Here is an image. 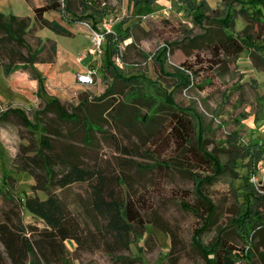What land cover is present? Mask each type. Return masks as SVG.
Wrapping results in <instances>:
<instances>
[{
    "label": "rangeland",
    "instance_id": "374dc122",
    "mask_svg": "<svg viewBox=\"0 0 264 264\" xmlns=\"http://www.w3.org/2000/svg\"><path fill=\"white\" fill-rule=\"evenodd\" d=\"M48 1L0 0V10L23 17L31 15L32 25L33 12L29 5L33 8ZM59 1L63 9L68 6L70 10L65 11V16L83 20L70 22L56 11L46 12L45 16L59 21L73 33L57 34L36 27L25 37L33 48L38 43L33 35L56 41L55 68L68 89L56 87V82H47L48 90L45 86L38 87L36 92H28L24 97L3 74L0 65V222L4 220V213L10 212L13 221L24 226L26 232L30 227L44 225L22 204L26 195L34 194L33 180L14 164L20 161L17 157L20 144L37 142L40 130H35L36 122H54L62 133L54 141L58 147H69L86 166L126 176L120 189L138 204L146 223L130 250L119 252L136 257L134 264H172V261L173 264H207L203 250H209L211 256L219 240L247 250L249 256L237 264H264V224L251 229L252 221L248 225L242 222L243 212L251 202L264 220V186L257 189L251 184L245 161L240 158L234 167L237 176H232L228 169L218 179L213 168L205 165L175 167L173 163L182 159L178 156L187 153L176 148V141L171 140L167 131L174 120L170 114L172 105L196 127L199 134L196 139L206 151L223 155L226 149L251 141L264 146V28L258 23H247L239 12V5L228 9L220 1L214 11L206 12L208 18L201 21L194 18L197 11L190 9L179 14L172 8L168 16L161 14L152 18L150 14H133L125 7L126 0ZM99 12L103 18H112L113 30L119 25L124 30L125 38H118V60L116 51L111 59L114 71L131 80L113 81L110 66H104V56L97 65L92 84H81L75 79L77 74L97 63L90 56H84L89 45L84 21L92 24L88 15ZM229 13L233 19L230 23L225 19ZM219 20H226L234 32L242 34L244 28L250 31L252 38L247 41V50L231 57L213 53L211 34L216 32L221 36L223 30ZM81 54L83 61L78 57ZM110 86L115 93L102 96ZM53 97L68 112L77 106L81 97L86 99V113L90 110L92 117L95 114V124H91L95 130L90 133L89 143L84 140L81 125L61 124L52 113L37 114L45 100ZM153 103L151 109L146 108ZM11 107L21 108L23 119ZM144 113L155 117L151 121L142 120ZM159 125L162 130L155 133ZM160 162L165 166L159 165ZM251 186L256 193L250 192ZM56 192L81 226L91 228L94 213L88 183L76 182ZM37 195L45 196L41 191ZM209 204L212 207L206 213ZM153 216L166 222L171 235L151 221ZM65 245L72 264H113L102 250H81L71 239Z\"/></svg>",
    "mask_w": 264,
    "mask_h": 264
},
{
    "label": "trees",
    "instance_id": "16d2710c",
    "mask_svg": "<svg viewBox=\"0 0 264 264\" xmlns=\"http://www.w3.org/2000/svg\"><path fill=\"white\" fill-rule=\"evenodd\" d=\"M185 2L191 11H197L194 18L198 21L208 18L207 11L215 10L203 0H185ZM221 2L223 7L228 9L233 8L235 4L239 5V12L247 23H258L260 28H264V0H222ZM32 10L34 19L32 25H30L29 17L18 16L10 12L4 13L0 10V65L5 76L17 69L25 70L31 78L38 81L39 88H42L44 86L43 77L34 65L53 63L57 43L53 39L42 40L39 36L33 35L38 42L33 48L25 36L33 33L36 27L38 29L47 28L57 34L71 35L70 30L59 21L48 19L45 16V13L49 11L61 12V18L70 22L83 20V18L65 16V11L70 12V10L68 6L63 9L59 0H49L45 4L34 6ZM231 16L232 14L229 13L225 17L229 23L233 20ZM103 17L104 15L100 12L88 15V18H92L93 27H96ZM227 21H218L223 29L221 36L216 32L211 34L214 44L213 53L217 56L220 52L230 57L238 55L247 50V41L252 38L247 28L241 30L242 34L234 32ZM123 31L120 25L117 26L114 34L106 36L104 45V66H110L113 81L131 80V77H123L119 72L114 71L116 68L111 59L113 52H119L118 38H125ZM42 53L44 56H40ZM135 80L142 85L138 78ZM138 88L141 89L139 86ZM113 93L115 90L110 86L102 96ZM130 99H133V96H130ZM85 100L81 97L77 106L68 112L58 98L53 97L45 100L43 109L37 114L52 113L61 124L81 125L84 140L89 143L92 139L90 133L95 130L91 125L95 124V114L92 117L90 110L86 113ZM153 106L154 103L153 105L147 104L146 108L151 109ZM171 107L170 114L174 120L167 131L172 137L171 140L176 141V148H179L182 153H187L178 156L182 159L173 163L175 167L178 164L205 165L207 168H213L216 178L223 176L228 169L233 173L232 176H237L234 167L238 158L245 161V169L250 173L256 163L264 157V146L258 141H251L242 146H232L226 149L223 155L204 150L201 142L198 141L199 134H197L196 127L185 119L178 108L172 105ZM11 108L23 119L21 108ZM153 117L155 115L144 113L142 120L151 121ZM50 121L52 122L53 119L50 118ZM37 128L40 130L37 142L33 143L30 140L27 144H20L17 154L20 161L14 166L31 176L33 180L31 190L34 194L26 195L22 199V204L33 217L44 225L39 228L30 227L26 232L24 226L13 221L10 212H5L4 220L0 222V244L3 247L0 249V264H27L28 261L30 264H72L65 245L67 239L73 240L77 248L81 250H102L110 256L113 264H134L136 257L126 256L119 252L130 250L135 238L142 235L146 223L138 204L120 189L126 181V176L107 174L96 169L95 166H86L69 147H58L54 141L59 140L58 137L62 136V133L54 122L51 124L36 122L35 130ZM158 129L162 130L161 125L157 127L155 133ZM229 142L234 141L229 140ZM253 145H255L254 148ZM159 165L165 166L161 162ZM76 182H87L90 188V207L94 216L91 220V228L87 227L88 229L81 226L68 204L56 192L57 189H63ZM38 191L43 192L45 196L39 197ZM250 192L256 193L253 186ZM259 196L261 197V194ZM210 207H212L211 204L207 206L206 213H209ZM243 213L245 220L242 222L245 225L251 221L254 223L251 229L264 224L263 216L254 207V202L247 205ZM151 221L171 235L170 227L159 216H153ZM234 246L227 240H219L211 256H209V250H203L207 264H237L245 256H249L247 250ZM174 259L171 255V260Z\"/></svg>",
    "mask_w": 264,
    "mask_h": 264
},
{
    "label": "crops",
    "instance_id": "0c3cea01",
    "mask_svg": "<svg viewBox=\"0 0 264 264\" xmlns=\"http://www.w3.org/2000/svg\"><path fill=\"white\" fill-rule=\"evenodd\" d=\"M127 1L129 0L124 1L125 7L128 8L133 14H136V15L149 14L150 12H158V11L165 9L169 5L171 6V9L175 8V10L179 12V14L189 9L185 0H131V2L129 3ZM203 1H205L207 5L213 9L215 7V4L219 1L221 3L222 0H203ZM32 9L33 8L29 5V10L33 12ZM27 16L30 17L31 15H27ZM71 33L73 32L71 31ZM80 56H82V54L79 55L78 57ZM57 57H58V51L56 52L55 60L53 63H36L34 65L36 69L39 71V73L41 74V76L43 77V79H45V83H44L45 90H48L47 82H56V85H55L56 87L61 88V89H68L67 86H65L64 83L60 80L58 70L55 68ZM80 61H83V59ZM6 77L10 78L16 91L22 94L24 97L25 96L27 97L26 94H28V92L29 93H31L32 91L36 92L39 87L38 81L36 79L31 78L28 75V73L23 69H17L11 72ZM74 81L69 82L68 85L73 84ZM48 94H51V93L48 92Z\"/></svg>",
    "mask_w": 264,
    "mask_h": 264
},
{
    "label": "built area",
    "instance_id": "2783aa9c",
    "mask_svg": "<svg viewBox=\"0 0 264 264\" xmlns=\"http://www.w3.org/2000/svg\"><path fill=\"white\" fill-rule=\"evenodd\" d=\"M170 10L171 6L169 5L161 11L150 12L149 14L152 18H156L161 14L166 17L169 15ZM84 24L88 28L87 37L89 39V45L84 56H90L97 63L88 67L85 72L77 74L76 81L81 84H92L93 78L97 73V65H99L104 56L106 36L108 34H114V30L111 17L103 18L96 27H93L87 21H84ZM118 54L119 52L115 57L116 60H118ZM79 59L82 60L81 57ZM249 181L257 189L260 186H264V159H260L254 166V169L249 173Z\"/></svg>",
    "mask_w": 264,
    "mask_h": 264
}]
</instances>
